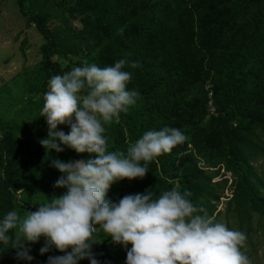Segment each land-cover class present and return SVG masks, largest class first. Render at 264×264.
I'll return each instance as SVG.
<instances>
[{
  "label": "trees",
  "instance_id": "1",
  "mask_svg": "<svg viewBox=\"0 0 264 264\" xmlns=\"http://www.w3.org/2000/svg\"><path fill=\"white\" fill-rule=\"evenodd\" d=\"M15 3L41 43L39 60L25 68L30 94L16 104L15 115L0 116V219L12 210L24 216L66 191L52 187L62 175L49 166L52 159L91 158L63 145V152L45 156L39 140L47 137V125L40 113L48 80L85 62L105 67L126 58L129 65H139L124 69L132 73L128 90L139 96L118 121L105 125L109 150L126 152L145 132L165 126L181 130L187 139L150 162L142 179L114 182L106 201L145 191L158 197L175 187L191 192L192 202L217 220L227 178H214L228 172L231 195L225 213L240 226L252 214L264 222V183L250 163L264 132V0ZM58 130L67 134L70 128L59 125ZM95 236L91 251L98 264H126L131 245L115 244L102 231ZM44 244L41 237L30 245L33 259L26 261L17 258L11 244L0 243V264H47L49 256L64 255L55 248L41 255Z\"/></svg>",
  "mask_w": 264,
  "mask_h": 264
},
{
  "label": "clouds",
  "instance_id": "2",
  "mask_svg": "<svg viewBox=\"0 0 264 264\" xmlns=\"http://www.w3.org/2000/svg\"><path fill=\"white\" fill-rule=\"evenodd\" d=\"M126 65L139 66L129 65L126 58L105 67L85 62L48 80L40 113L47 125V137L39 140L45 156L63 152V145L91 158L52 159L49 166L62 174L52 187L66 191L24 216L9 211L0 219V243L11 244L18 259L31 261L30 245L44 237L41 255L51 248L64 253L49 256L47 264H79L84 259L98 264L91 248L102 231L115 244L131 245L126 264H251L242 250L246 233L229 229L195 205L189 191L173 187L158 197L145 191L106 201L114 182L142 179L150 162L187 139L181 130L165 126L145 132L126 152L109 150L105 125L118 121L139 96L127 88L132 73L124 70ZM59 125L70 131L65 134Z\"/></svg>",
  "mask_w": 264,
  "mask_h": 264
},
{
  "label": "rangeland",
  "instance_id": "3",
  "mask_svg": "<svg viewBox=\"0 0 264 264\" xmlns=\"http://www.w3.org/2000/svg\"><path fill=\"white\" fill-rule=\"evenodd\" d=\"M41 37L33 25H26L18 11L15 0H0V116L16 114V104L26 101L30 92L26 91V69L32 68L39 60V45ZM25 71V75L22 71ZM29 71V69H28ZM36 96H33L35 99ZM36 105V101H32ZM15 111V112H14ZM259 151L251 160L257 177L264 183V132L258 136ZM222 172V170H220ZM227 178L221 190L217 210L221 211L217 221L224 222L229 229L246 233L247 241L243 251L249 257L251 264H264V222L251 215L249 222L240 226L234 217L225 213L226 201L230 197V176H216L214 180ZM264 193V190H261ZM252 230L248 231L247 228Z\"/></svg>",
  "mask_w": 264,
  "mask_h": 264
}]
</instances>
